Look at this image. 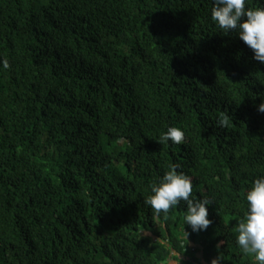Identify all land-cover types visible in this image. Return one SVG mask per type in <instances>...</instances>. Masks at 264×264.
<instances>
[{"label": "trees", "instance_id": "trees-1", "mask_svg": "<svg viewBox=\"0 0 264 264\" xmlns=\"http://www.w3.org/2000/svg\"><path fill=\"white\" fill-rule=\"evenodd\" d=\"M212 6L0 0V264H257L235 237L264 175V65ZM172 164L207 230L144 203Z\"/></svg>", "mask_w": 264, "mask_h": 264}, {"label": "clouds", "instance_id": "clouds-1", "mask_svg": "<svg viewBox=\"0 0 264 264\" xmlns=\"http://www.w3.org/2000/svg\"><path fill=\"white\" fill-rule=\"evenodd\" d=\"M211 20L225 33L236 32L238 38L252 51V59L264 65V7H246L247 0H212ZM8 68L7 60H0ZM264 114V100L257 106ZM227 123V118L220 121ZM185 133L178 127H168L159 139V144L179 145L183 143ZM179 164H172L159 180L151 185V195L144 203L154 213L167 215L171 208L181 202L186 205L184 223L193 233L205 231L212 221L208 218V206L211 200L205 196L195 198L192 195V179L178 171ZM246 212L238 222L236 245L246 255H251L257 264H264V175L254 179L244 194ZM187 238L188 232L184 231ZM211 264H220V256L211 260Z\"/></svg>", "mask_w": 264, "mask_h": 264}, {"label": "rangeland", "instance_id": "rangeland-1", "mask_svg": "<svg viewBox=\"0 0 264 264\" xmlns=\"http://www.w3.org/2000/svg\"><path fill=\"white\" fill-rule=\"evenodd\" d=\"M185 261V258H182V260L180 262H177V263H173V264H183Z\"/></svg>", "mask_w": 264, "mask_h": 264}]
</instances>
